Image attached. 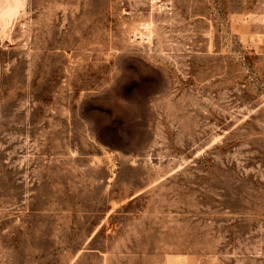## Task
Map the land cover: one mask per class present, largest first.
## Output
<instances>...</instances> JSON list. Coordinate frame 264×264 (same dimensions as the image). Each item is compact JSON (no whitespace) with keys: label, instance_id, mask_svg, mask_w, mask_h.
Here are the masks:
<instances>
[{"label":"rangeland","instance_id":"obj_1","mask_svg":"<svg viewBox=\"0 0 264 264\" xmlns=\"http://www.w3.org/2000/svg\"><path fill=\"white\" fill-rule=\"evenodd\" d=\"M17 9L0 264H264V0Z\"/></svg>","mask_w":264,"mask_h":264},{"label":"bare ground","instance_id":"obj_2","mask_svg":"<svg viewBox=\"0 0 264 264\" xmlns=\"http://www.w3.org/2000/svg\"><path fill=\"white\" fill-rule=\"evenodd\" d=\"M20 0H0V18L3 19L6 15H11L18 10Z\"/></svg>","mask_w":264,"mask_h":264},{"label":"built area","instance_id":"obj_3","mask_svg":"<svg viewBox=\"0 0 264 264\" xmlns=\"http://www.w3.org/2000/svg\"><path fill=\"white\" fill-rule=\"evenodd\" d=\"M158 0H149V2H151V3H155V2H157Z\"/></svg>","mask_w":264,"mask_h":264}]
</instances>
